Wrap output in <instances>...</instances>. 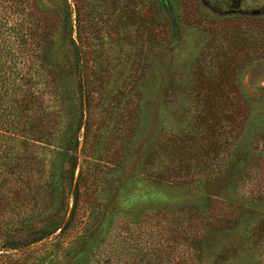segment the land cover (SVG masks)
<instances>
[{"label": "rangeland", "instance_id": "1", "mask_svg": "<svg viewBox=\"0 0 264 264\" xmlns=\"http://www.w3.org/2000/svg\"><path fill=\"white\" fill-rule=\"evenodd\" d=\"M39 3L61 16L70 14L72 33L63 38L61 31L54 34L55 59L66 64L65 87L78 104L80 82L69 64L74 54L72 40L83 51L89 74L84 89L91 92V104L85 111L91 122L86 154L93 158L104 154L113 140L111 154L121 163L114 178L120 180L124 174L125 199H131V207L135 199L139 202L140 210L133 220L140 230L161 229L163 219H167L168 224L186 228L188 237L208 248L207 255L228 250L231 264H264V51L238 46L242 38L250 41L264 35V0H171L173 25L160 15L158 0ZM224 47L239 52L223 55ZM209 77L217 83L223 79L222 86L208 88L228 97L229 122L224 121L226 111L221 119L226 126L224 137L232 143L229 152L210 179L199 178L180 187L153 182L156 172L171 165L172 154L162 151L165 142L180 134L189 135L199 120L202 105L196 95L206 90L207 81L203 82ZM242 108L248 112L246 121L238 115ZM65 114L62 120L67 124L69 113ZM135 114L137 125L131 130L130 146L125 122ZM145 153L154 157H144ZM90 183L94 186L85 189ZM97 184L86 178L83 208L94 196H100L104 203ZM13 185L10 180L0 182V244L28 234L19 228L27 209L16 197ZM92 189L97 191L94 195ZM67 197L70 201L72 196ZM56 203L47 197L39 208L31 204L34 218L41 209L52 211ZM82 212L81 208L80 218ZM64 217L62 210L58 220ZM219 217L223 224L217 230L214 223ZM74 235L73 231L66 238ZM53 238L44 243L47 248L43 252H47L39 255L55 262L67 261L65 251L51 246ZM34 247L0 251V255ZM215 260L214 264H230Z\"/></svg>", "mask_w": 264, "mask_h": 264}, {"label": "trees", "instance_id": "2", "mask_svg": "<svg viewBox=\"0 0 264 264\" xmlns=\"http://www.w3.org/2000/svg\"><path fill=\"white\" fill-rule=\"evenodd\" d=\"M39 1L0 0V182L10 180L14 184L16 197L27 209L19 228L22 234L28 232L1 242L0 251L35 246L19 254H1L0 264H214L213 259L233 263L231 252L207 255L208 248L196 238L188 237L186 228L168 224L167 219H163L161 229L140 230L141 226L133 220L140 210L139 202L135 199L131 207V199H125L128 190L126 183H122L124 174L119 176L120 180L114 178L121 163L111 154L113 140L104 154L95 158L86 154L91 122L85 111L91 104V92L84 89L89 74L83 51L72 40L74 54L69 64L80 82L78 104L65 87L66 64L61 65L55 59L54 34L61 31L63 38L72 33L70 14L61 16ZM167 2L165 5L158 0V8L166 23L173 25L174 8L171 0ZM242 39L238 46L244 47L243 50L264 51V35H256L250 41ZM232 49L224 47L223 55L239 52ZM222 80L220 83L213 77L204 80L206 90L196 95L202 105L200 118L189 135L180 134L165 142L162 151L172 154L171 165L156 172L153 182L185 186L199 178L210 179L220 167L232 145L224 137L226 126L221 119L226 111L224 121L229 122L228 97L208 87L222 86ZM65 111L69 113L67 124L62 120L67 115ZM247 113L243 108L238 111L245 121L249 118ZM135 116L131 115L125 122L130 146L133 145L131 130L137 125ZM145 156L154 157L148 153ZM88 176L101 187L99 194L105 200L102 203L100 196L90 197L88 206L83 208L82 197L87 194L83 188ZM93 186L90 183L85 189ZM95 192L92 189L91 195ZM69 194L70 201L66 199ZM47 197L56 201V205L52 211L41 209L34 218L31 212L34 206L30 208V205L39 208ZM119 209L121 212H117ZM62 210L65 217L59 221ZM226 223L230 224L231 220ZM232 223L237 224V220ZM222 224L221 217L215 219L217 230ZM73 231L75 235L66 238ZM52 237L55 241L51 246L65 251L67 261L55 262L39 255L47 252H43L47 248L44 243Z\"/></svg>", "mask_w": 264, "mask_h": 264}]
</instances>
